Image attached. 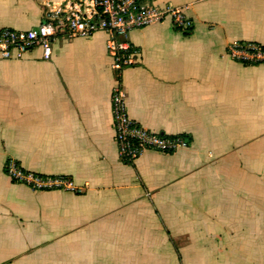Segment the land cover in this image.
<instances>
[{"label":"crops","instance_id":"1","mask_svg":"<svg viewBox=\"0 0 264 264\" xmlns=\"http://www.w3.org/2000/svg\"><path fill=\"white\" fill-rule=\"evenodd\" d=\"M41 1L0 0V29L38 26ZM156 3L192 31H130L140 56L120 74L103 32L0 57V264H264V63L227 54L264 45V0ZM118 82L132 120L188 145L122 162ZM8 159L72 189L13 182Z\"/></svg>","mask_w":264,"mask_h":264},{"label":"built area","instance_id":"2","mask_svg":"<svg viewBox=\"0 0 264 264\" xmlns=\"http://www.w3.org/2000/svg\"><path fill=\"white\" fill-rule=\"evenodd\" d=\"M41 4L42 18L35 28L0 29V57L18 58L40 48L43 57L48 58L58 39L88 38L103 32L113 70L120 74L123 68L137 64L140 56V51L127 39L130 31L162 22L184 34L193 29V21L181 8L159 6L156 0H60L57 4L42 0ZM227 54L242 64L264 63V45L254 42L232 44ZM111 114L118 158L124 163L132 164L147 150L171 154L188 145L181 135L154 132L132 120L119 82L111 90ZM4 171L13 182L33 189H72L63 178H43L26 172L11 159L6 161Z\"/></svg>","mask_w":264,"mask_h":264},{"label":"trees","instance_id":"3","mask_svg":"<svg viewBox=\"0 0 264 264\" xmlns=\"http://www.w3.org/2000/svg\"><path fill=\"white\" fill-rule=\"evenodd\" d=\"M184 139H186L188 142L190 141V137L187 135H181Z\"/></svg>","mask_w":264,"mask_h":264}]
</instances>
